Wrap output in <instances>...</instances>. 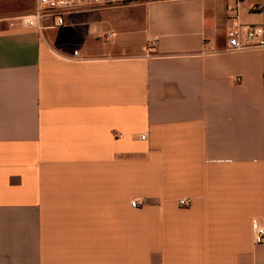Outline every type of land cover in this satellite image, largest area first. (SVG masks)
<instances>
[{"label":"crops","instance_id":"0c3cea01","mask_svg":"<svg viewBox=\"0 0 264 264\" xmlns=\"http://www.w3.org/2000/svg\"><path fill=\"white\" fill-rule=\"evenodd\" d=\"M230 1L43 32L1 1L0 264H264V50L227 51Z\"/></svg>","mask_w":264,"mask_h":264},{"label":"built area","instance_id":"2783aa9c","mask_svg":"<svg viewBox=\"0 0 264 264\" xmlns=\"http://www.w3.org/2000/svg\"><path fill=\"white\" fill-rule=\"evenodd\" d=\"M157 0H35L34 11L21 18V22L31 29L43 32L49 28L65 25V16L87 8H105L129 6ZM254 0H231L226 5L229 29L226 37L227 51L264 50V5L253 3ZM244 14L250 19L244 20ZM52 24L48 25V22ZM11 25H14L11 23ZM110 36V34H108ZM158 46V38L148 40L146 55L152 56ZM75 55H78L75 52ZM146 135L142 136L145 139ZM184 207L191 205L190 200L181 199ZM139 202L133 200L132 208H138ZM255 243H264V228L254 226Z\"/></svg>","mask_w":264,"mask_h":264},{"label":"rangeland","instance_id":"374dc122","mask_svg":"<svg viewBox=\"0 0 264 264\" xmlns=\"http://www.w3.org/2000/svg\"><path fill=\"white\" fill-rule=\"evenodd\" d=\"M1 1L2 0H0V3H1ZM253 3H259V4H261V5H264V0H254V2ZM28 13V12H27ZM245 19H250V17L248 18V17H245Z\"/></svg>","mask_w":264,"mask_h":264}]
</instances>
